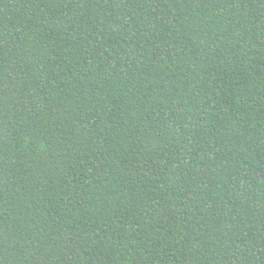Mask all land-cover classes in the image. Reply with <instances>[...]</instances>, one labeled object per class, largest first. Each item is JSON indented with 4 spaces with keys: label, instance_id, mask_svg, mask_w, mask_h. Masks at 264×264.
<instances>
[{
    "label": "trees",
    "instance_id": "1",
    "mask_svg": "<svg viewBox=\"0 0 264 264\" xmlns=\"http://www.w3.org/2000/svg\"><path fill=\"white\" fill-rule=\"evenodd\" d=\"M0 264H264V0H0Z\"/></svg>",
    "mask_w": 264,
    "mask_h": 264
}]
</instances>
